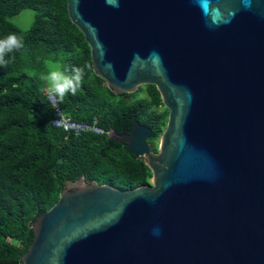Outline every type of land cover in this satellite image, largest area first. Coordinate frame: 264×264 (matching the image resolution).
Returning <instances> with one entry per match:
<instances>
[{
    "label": "water",
    "instance_id": "water-1",
    "mask_svg": "<svg viewBox=\"0 0 264 264\" xmlns=\"http://www.w3.org/2000/svg\"><path fill=\"white\" fill-rule=\"evenodd\" d=\"M66 3L96 75L155 85L167 120L156 150L136 119L109 129L150 182L66 180L21 264H264V0Z\"/></svg>",
    "mask_w": 264,
    "mask_h": 264
},
{
    "label": "trees",
    "instance_id": "trees-1",
    "mask_svg": "<svg viewBox=\"0 0 264 264\" xmlns=\"http://www.w3.org/2000/svg\"><path fill=\"white\" fill-rule=\"evenodd\" d=\"M23 8L34 10L26 29L9 20ZM11 33L23 37L24 47L0 66V264H21L32 240L31 222L58 199L66 180L83 176L128 189L151 178L149 167L123 142L106 134L74 136L50 124L53 107L39 78L46 61L63 69L91 65L76 95L59 103L74 120L96 119L105 130L122 133L136 119L151 127L147 141L156 150L168 114L155 85L115 94L96 75L90 47L69 19L66 0H0V39Z\"/></svg>",
    "mask_w": 264,
    "mask_h": 264
},
{
    "label": "clouds",
    "instance_id": "clouds-1",
    "mask_svg": "<svg viewBox=\"0 0 264 264\" xmlns=\"http://www.w3.org/2000/svg\"><path fill=\"white\" fill-rule=\"evenodd\" d=\"M112 3V0H108ZM24 47V39L15 33L8 34L5 38L0 39V66H7L10 63L6 57ZM14 58V57H13ZM47 72L39 78L43 80L47 86L48 98L53 103H63L64 99L71 94L75 96L78 89L82 85L85 76V69L91 68V65L82 67H72L71 69H63L60 65L52 61H46ZM29 76L35 73L29 72ZM158 233V230L156 231Z\"/></svg>",
    "mask_w": 264,
    "mask_h": 264
},
{
    "label": "built area",
    "instance_id": "built-area-1",
    "mask_svg": "<svg viewBox=\"0 0 264 264\" xmlns=\"http://www.w3.org/2000/svg\"><path fill=\"white\" fill-rule=\"evenodd\" d=\"M47 99L53 107V117L50 119V124L74 136H78L82 133H96L107 134L108 131L99 126L96 119L91 121H77L70 118L60 107L59 103H53L48 98V92L46 93Z\"/></svg>",
    "mask_w": 264,
    "mask_h": 264
},
{
    "label": "rangeland",
    "instance_id": "rangeland-1",
    "mask_svg": "<svg viewBox=\"0 0 264 264\" xmlns=\"http://www.w3.org/2000/svg\"><path fill=\"white\" fill-rule=\"evenodd\" d=\"M33 19H34V10H32L31 8H23L17 14H14L11 17H9V20L14 25L19 27L20 29L28 28L31 25V23L33 22ZM52 62H54V61H52ZM55 63H57L58 65L61 66V64L59 62H55ZM47 70L48 69H47V66H46L45 73L47 72ZM44 85H45V88L47 89V86H46L45 82H44Z\"/></svg>",
    "mask_w": 264,
    "mask_h": 264
}]
</instances>
